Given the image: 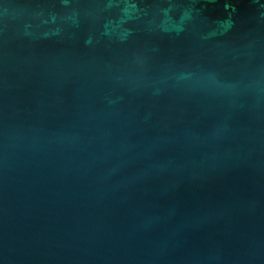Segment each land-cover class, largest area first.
I'll use <instances>...</instances> for the list:
<instances>
[{
	"label": "water",
	"instance_id": "water-1",
	"mask_svg": "<svg viewBox=\"0 0 264 264\" xmlns=\"http://www.w3.org/2000/svg\"><path fill=\"white\" fill-rule=\"evenodd\" d=\"M0 264H264V0H0Z\"/></svg>",
	"mask_w": 264,
	"mask_h": 264
}]
</instances>
